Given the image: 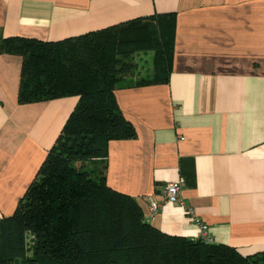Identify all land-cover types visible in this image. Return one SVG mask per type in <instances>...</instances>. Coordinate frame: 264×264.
Wrapping results in <instances>:
<instances>
[{
	"label": "crops",
	"instance_id": "obj_1",
	"mask_svg": "<svg viewBox=\"0 0 264 264\" xmlns=\"http://www.w3.org/2000/svg\"><path fill=\"white\" fill-rule=\"evenodd\" d=\"M170 12L175 34L167 82L115 90L136 135L109 143L106 183L132 196L153 227L195 238L199 231L185 208L163 202L149 214L161 187L181 182L183 201L212 242L243 256L258 253L264 250V0H0V38L60 40ZM140 54L134 56L147 66L134 76H149L153 51ZM20 63L19 55L0 53V217L15 210L77 101L19 103Z\"/></svg>",
	"mask_w": 264,
	"mask_h": 264
},
{
	"label": "trees",
	"instance_id": "obj_2",
	"mask_svg": "<svg viewBox=\"0 0 264 264\" xmlns=\"http://www.w3.org/2000/svg\"><path fill=\"white\" fill-rule=\"evenodd\" d=\"M174 20L170 12L60 40L0 38V53L21 57L19 103L77 98L15 210L0 217V264H264V250L243 256L158 230L132 196L106 183L109 143L136 135L115 90L167 82ZM147 50L152 74L125 81L134 54Z\"/></svg>",
	"mask_w": 264,
	"mask_h": 264
},
{
	"label": "built area",
	"instance_id": "obj_3",
	"mask_svg": "<svg viewBox=\"0 0 264 264\" xmlns=\"http://www.w3.org/2000/svg\"><path fill=\"white\" fill-rule=\"evenodd\" d=\"M181 188H182V183L181 182H167L165 183L160 191L158 192V196L160 197V200H157L153 198L151 199L149 205H148V210L149 214L151 217H154L156 213L159 212L161 208V204L163 202H171L176 205H179L183 208L186 209V214L188 217L191 219V222L196 225L199 233L196 236V238H201L203 241H211L210 236L207 232V225L195 215L193 209L186 205L185 202L183 201L181 197Z\"/></svg>",
	"mask_w": 264,
	"mask_h": 264
},
{
	"label": "rangeland",
	"instance_id": "obj_4",
	"mask_svg": "<svg viewBox=\"0 0 264 264\" xmlns=\"http://www.w3.org/2000/svg\"><path fill=\"white\" fill-rule=\"evenodd\" d=\"M140 53H141L140 55H142L141 57H143V51H140ZM147 53H148V54H146V55H147V58H148V57H151V56H150V55H151V54H150L151 52H147ZM136 54H137V53H136ZM132 59H133V61H135V64H136V67H137V68H135V71L138 70L141 66L143 67V65H145V63H147V61H144V60H142V59H140V58L138 59V57L136 58L135 56H133ZM144 59H145V58H144ZM145 66H147V65H145ZM149 69H150V68H149ZM144 72H145V71H144ZM149 72L152 74L151 71H149ZM143 74H144V73H143ZM151 74H150V75H151ZM134 75H135V74H133V75L130 76V77L125 78V81H133V80H135V79L137 78V76L135 77ZM133 76H134V77H133ZM145 76H146V75H145ZM138 77H139V75H138ZM78 164H81V163L78 162ZM84 166H86V167H90V164H89V163H87V164L85 163Z\"/></svg>",
	"mask_w": 264,
	"mask_h": 264
}]
</instances>
